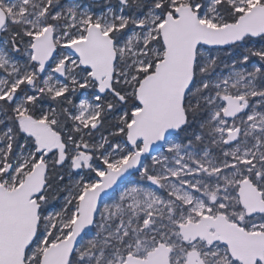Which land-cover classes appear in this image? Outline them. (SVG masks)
Wrapping results in <instances>:
<instances>
[{
	"label": "snow or ice",
	"instance_id": "obj_1",
	"mask_svg": "<svg viewBox=\"0 0 264 264\" xmlns=\"http://www.w3.org/2000/svg\"><path fill=\"white\" fill-rule=\"evenodd\" d=\"M0 264H264V0H0Z\"/></svg>",
	"mask_w": 264,
	"mask_h": 264
}]
</instances>
